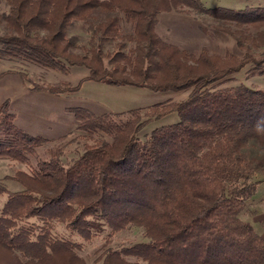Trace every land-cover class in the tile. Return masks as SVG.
Listing matches in <instances>:
<instances>
[{"label": "trees", "instance_id": "trees-1", "mask_svg": "<svg viewBox=\"0 0 264 264\" xmlns=\"http://www.w3.org/2000/svg\"><path fill=\"white\" fill-rule=\"evenodd\" d=\"M185 9L227 25L215 28L243 51L264 48V7L0 0V61L64 74L79 67L92 82L188 92L182 101L121 113L66 109L78 133L69 142L80 150L68 162L60 158L65 145L48 148L29 173L10 177L22 189L8 194L0 213V250L12 256L6 264H87L82 240L129 228L142 229L146 241L105 248L95 263L264 264V237L240 218L264 185V92L219 87L247 65L261 71L264 59L191 52L159 36L160 15ZM77 29L85 43L69 35ZM76 89L65 81L38 88L53 95ZM174 112L177 123L139 138L149 122ZM55 141L26 133L8 102L0 104L1 159L28 164ZM54 224L71 237L59 236Z\"/></svg>", "mask_w": 264, "mask_h": 264}, {"label": "rangeland", "instance_id": "rangeland-1", "mask_svg": "<svg viewBox=\"0 0 264 264\" xmlns=\"http://www.w3.org/2000/svg\"><path fill=\"white\" fill-rule=\"evenodd\" d=\"M209 8L223 7L240 10L246 7H264V0H201ZM5 8V7H4ZM216 26L227 27L223 23L214 21L190 10H179L169 14H161L157 26V33L164 40L173 43L191 52H198L206 47L211 54L221 57L227 53L236 54L239 57L252 55L256 60L264 59V48L243 51L235 42V38L218 29ZM235 27H231L234 32ZM78 34L80 43L87 40L82 30H69V35ZM235 37H238L234 34ZM79 52V50H76ZM264 67V66H263ZM252 69L247 65L232 77L224 81L219 87L245 85L251 89L264 92V68ZM88 72L85 68L74 67L68 74L42 70L34 66L21 63L0 61V104L8 102L9 110L15 115V123L18 127L32 136H40L50 140L45 147L30 158L28 164L8 161L0 158V185L6 192L0 195V213L7 201L8 194L18 192L22 186L10 179L16 172H30L36 165L38 158L48 157L46 149L64 146L62 160L70 162L80 150L78 142H69L78 133L73 116L66 111L68 108L83 107L92 110L96 114L104 112L121 113L129 110L143 109L149 106L172 101H182L188 97V92L152 91L147 88L129 86H111L108 84L84 80ZM60 81L69 82L77 86L74 93L68 95H53L38 90L41 86ZM35 88V89H34ZM179 121L177 113L168 114L162 118L149 122L138 134L141 140L145 139L154 129L172 125ZM65 137L64 140H62ZM73 141H76L75 138ZM76 149V151H75ZM259 179V177H257ZM240 218L249 222L254 230L264 237V185L261 184L257 194L248 205ZM54 230L65 238L71 237L64 230V226L54 224ZM89 242H82L80 254L87 264L95 263L106 248L120 249L137 242L146 241L143 230L129 228L107 237L104 233L97 232ZM12 256L0 250V262H10Z\"/></svg>", "mask_w": 264, "mask_h": 264}]
</instances>
